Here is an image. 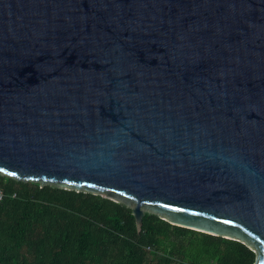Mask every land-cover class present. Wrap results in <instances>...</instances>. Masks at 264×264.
Wrapping results in <instances>:
<instances>
[{"label":"water","instance_id":"water-1","mask_svg":"<svg viewBox=\"0 0 264 264\" xmlns=\"http://www.w3.org/2000/svg\"><path fill=\"white\" fill-rule=\"evenodd\" d=\"M0 173L264 264V0H0Z\"/></svg>","mask_w":264,"mask_h":264},{"label":"trees","instance_id":"trees-1","mask_svg":"<svg viewBox=\"0 0 264 264\" xmlns=\"http://www.w3.org/2000/svg\"><path fill=\"white\" fill-rule=\"evenodd\" d=\"M0 264H255L254 248L101 194L0 173Z\"/></svg>","mask_w":264,"mask_h":264},{"label":"built area","instance_id":"built-area-1","mask_svg":"<svg viewBox=\"0 0 264 264\" xmlns=\"http://www.w3.org/2000/svg\"><path fill=\"white\" fill-rule=\"evenodd\" d=\"M3 198H4V194H3L2 190L0 189V205L3 201Z\"/></svg>","mask_w":264,"mask_h":264}]
</instances>
